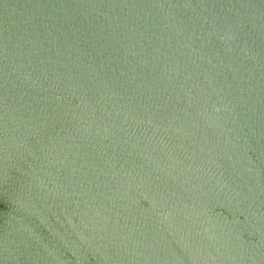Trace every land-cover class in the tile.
<instances>
[{"label": "water", "instance_id": "water-1", "mask_svg": "<svg viewBox=\"0 0 264 264\" xmlns=\"http://www.w3.org/2000/svg\"><path fill=\"white\" fill-rule=\"evenodd\" d=\"M0 264H264V0H0Z\"/></svg>", "mask_w": 264, "mask_h": 264}]
</instances>
